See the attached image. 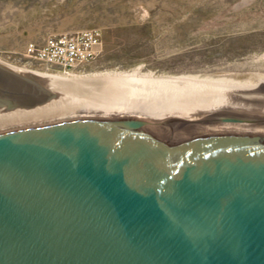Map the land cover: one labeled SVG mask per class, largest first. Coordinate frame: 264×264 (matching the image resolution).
I'll return each mask as SVG.
<instances>
[{
  "label": "water",
  "instance_id": "1",
  "mask_svg": "<svg viewBox=\"0 0 264 264\" xmlns=\"http://www.w3.org/2000/svg\"><path fill=\"white\" fill-rule=\"evenodd\" d=\"M54 80L0 60V114L69 97ZM0 264H264V114L0 132Z\"/></svg>",
  "mask_w": 264,
  "mask_h": 264
},
{
  "label": "rangeland",
  "instance_id": "2",
  "mask_svg": "<svg viewBox=\"0 0 264 264\" xmlns=\"http://www.w3.org/2000/svg\"><path fill=\"white\" fill-rule=\"evenodd\" d=\"M87 29L102 32V51L70 77L264 76V0H0V60L65 75L31 60L27 46Z\"/></svg>",
  "mask_w": 264,
  "mask_h": 264
},
{
  "label": "bare ground",
  "instance_id": "3",
  "mask_svg": "<svg viewBox=\"0 0 264 264\" xmlns=\"http://www.w3.org/2000/svg\"><path fill=\"white\" fill-rule=\"evenodd\" d=\"M13 67L54 77L57 86L53 89L71 95L32 110L0 114V132L88 113L167 116L234 109L264 114L263 75L247 74L249 77L243 79L211 76L162 78L141 74L137 70L121 74L70 77L67 74L54 75Z\"/></svg>",
  "mask_w": 264,
  "mask_h": 264
},
{
  "label": "built area",
  "instance_id": "4",
  "mask_svg": "<svg viewBox=\"0 0 264 264\" xmlns=\"http://www.w3.org/2000/svg\"><path fill=\"white\" fill-rule=\"evenodd\" d=\"M103 45L98 29L53 35L41 44L29 43L26 56L43 65L48 72L65 73L84 67L96 59Z\"/></svg>",
  "mask_w": 264,
  "mask_h": 264
}]
</instances>
